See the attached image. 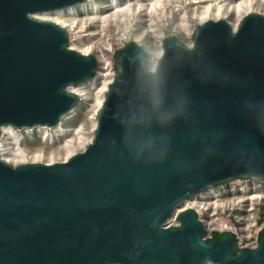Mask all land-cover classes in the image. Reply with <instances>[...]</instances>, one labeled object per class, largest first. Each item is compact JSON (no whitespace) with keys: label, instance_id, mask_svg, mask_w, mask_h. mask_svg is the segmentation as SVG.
<instances>
[{"label":"water","instance_id":"obj_1","mask_svg":"<svg viewBox=\"0 0 264 264\" xmlns=\"http://www.w3.org/2000/svg\"><path fill=\"white\" fill-rule=\"evenodd\" d=\"M83 1L0 0V140L6 125L56 127L82 101L69 87L96 76L98 57L38 14ZM162 47L155 69L136 42L117 52L84 151L51 164L0 154V264H264V229L248 247L231 231L206 239L192 208L169 224L198 193L264 180V14Z\"/></svg>","mask_w":264,"mask_h":264},{"label":"rangeland","instance_id":"obj_2","mask_svg":"<svg viewBox=\"0 0 264 264\" xmlns=\"http://www.w3.org/2000/svg\"><path fill=\"white\" fill-rule=\"evenodd\" d=\"M256 1L254 0V2ZM100 2H103V0H100ZM73 7H76V5ZM73 7L72 9L68 8L66 13L48 12L40 13L38 16L61 22V25L66 24L72 22V20L82 18L81 15H71L70 12L81 13L83 8L76 7L73 9ZM88 7L91 8V6ZM258 7V11L255 12H264L262 5ZM172 11L176 12L174 9ZM177 18L173 19L172 14L168 15V27L164 32L153 33L146 28L141 42L132 38L133 30L138 27H124L121 34L113 35V40H109L108 37L92 38L89 34L97 30L92 26L84 29V31H81L83 30L82 26H78L73 34L70 32L69 45L71 48L87 52V54H94L100 61L99 70L94 78L75 84L85 87L84 100L82 98L80 104L76 106L67 120L65 118L62 120L61 124L63 126L60 132L54 130L56 127L47 128L50 133L48 139L43 138L41 131L29 133L15 128L18 138L15 141L6 136L11 152L1 156L10 159L18 165L31 162V157L34 154L41 153L44 156L42 162L51 164L65 161L75 153L84 151L92 141V135L94 136L100 100L103 96H106V93L104 95L103 86L110 83L116 75L115 60L117 52L132 42H136L144 48L148 47L150 50L158 51L163 42L160 35L164 36V38L176 35L184 44L191 46L193 44L194 31L198 24L193 21L188 24L189 31L177 30V25L180 24L176 20ZM229 22L236 24L237 19L234 14L230 17ZM143 27L146 26L143 25ZM110 31L113 32V29H110ZM122 37L124 38L122 39ZM147 51L149 53V50ZM149 56H151L150 53ZM148 64L150 66V60ZM255 186L257 188H254ZM195 198L202 202L204 206L200 213L195 210L199 219L204 222L208 229V233L205 235L206 239L212 237L214 231L223 232L224 224H228L226 232H233L240 246L254 247L257 238L259 242L260 229L264 219V180L255 178L236 179L198 193L193 197V199ZM240 200H243V202H239ZM187 209H190V207L182 204L174 218L169 221V224H178L179 214Z\"/></svg>","mask_w":264,"mask_h":264},{"label":"bare ground","instance_id":"obj_3","mask_svg":"<svg viewBox=\"0 0 264 264\" xmlns=\"http://www.w3.org/2000/svg\"><path fill=\"white\" fill-rule=\"evenodd\" d=\"M260 5H262L264 8V0H257L256 2H254V0H103V2H100V0H85L76 4V7L83 8L81 13L70 12L71 15H81L82 18L72 20V22L62 24V26L67 27L71 34L74 33L78 26H82L83 30L81 31H84V29L92 26L95 30L97 29L96 31H93L89 34L92 38L108 37L109 40L114 39L113 35L121 34L124 30L123 28L126 26H128V28L138 27L137 29L133 30L132 38H135L136 41L141 42L143 40V35L145 34L146 28L149 29V32L153 33H157L158 31L164 32V30L168 27L167 21L169 14H172L173 19L178 17L176 20L179 21L180 24L177 25V30L183 29L186 31H189L188 24L192 23L193 21L197 22L198 25L205 23L208 20L218 21L221 18L227 19L229 21L230 17L234 14L236 16L237 22L236 24L232 25L234 29H236L247 14L258 13L255 11H258L257 9H259L258 6ZM73 6L68 8L72 9ZM88 6H91V8ZM76 7H73V9ZM68 8L65 10L58 9L48 12L66 13L68 12ZM173 9L176 12L172 11ZM261 14H264V12ZM57 23L61 24V22ZM143 25L146 27H143ZM110 29H113V32H111ZM140 36L142 37L140 38ZM160 36L161 40L163 41L165 39L164 36ZM123 38L124 37H122V39ZM146 48L149 50L151 55L150 68L155 69L159 59L163 54V47L161 46L158 51L150 50L148 47ZM83 53L87 54V52ZM104 60L106 61L105 58ZM104 60L103 64L105 63ZM112 81L103 86L104 95L105 93L107 94L108 88ZM69 89L72 93L80 95L84 100L85 87L74 84L71 85ZM105 97L103 96L101 98L99 109L103 105ZM72 112H70V114L65 117L66 120L71 116ZM97 121H95V126H97ZM62 126L63 124L60 123L58 126H56V128H49H55L54 130L56 132H60L62 130ZM47 128L48 127H37L33 130H23L29 133L41 131L43 138L48 139L50 137V133L49 129ZM6 136H9L10 139L16 141L18 138L16 129L10 125L3 127V136L0 140V153L2 156L11 152V149L8 146L9 143L6 141ZM93 137L94 136L92 135L91 140ZM43 158L44 156L41 153H36L31 157V162H42ZM4 159L13 165H16L15 162H12L8 158L4 157ZM254 188H257V186ZM239 202H243V200H240ZM183 205H187L192 209H196L199 213L204 209L202 202H199L196 198L188 199Z\"/></svg>","mask_w":264,"mask_h":264},{"label":"trees","instance_id":"obj_4","mask_svg":"<svg viewBox=\"0 0 264 264\" xmlns=\"http://www.w3.org/2000/svg\"><path fill=\"white\" fill-rule=\"evenodd\" d=\"M226 234H227V232L214 231L212 233V237H210L208 240L209 241H213V240H215L218 237H225ZM261 236H262V232L259 235V239L261 238ZM236 243H237V239H236Z\"/></svg>","mask_w":264,"mask_h":264},{"label":"built area","instance_id":"obj_5","mask_svg":"<svg viewBox=\"0 0 264 264\" xmlns=\"http://www.w3.org/2000/svg\"><path fill=\"white\" fill-rule=\"evenodd\" d=\"M263 229H264V219H263V221H262V227H261V232L263 231ZM224 231L223 232H226L227 230H228V224H224V229H223ZM255 244L257 245L258 244V238L256 239V241H255ZM255 245V246H256Z\"/></svg>","mask_w":264,"mask_h":264}]
</instances>
